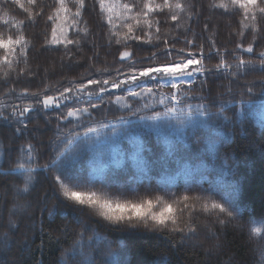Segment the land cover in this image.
Listing matches in <instances>:
<instances>
[{
    "label": "snow or ice",
    "instance_id": "1",
    "mask_svg": "<svg viewBox=\"0 0 264 264\" xmlns=\"http://www.w3.org/2000/svg\"><path fill=\"white\" fill-rule=\"evenodd\" d=\"M10 3L23 10L22 19L9 16ZM87 3L0 0L4 10L0 16V85L4 89L0 91V120L15 124L20 136L29 131V123L37 114H44L46 123L51 118L56 121L48 152L42 153L44 145L28 140L20 145L14 163L0 159V175L16 176L21 181L12 185L17 195L9 227L16 226L14 212L28 207L19 197L31 196L41 175L49 179L52 194L64 208L99 218L97 223L112 232L158 233L186 245L198 237L201 216L220 224L241 217L245 212L241 187L232 179L234 156L226 152L225 145L233 140L237 128L247 134L245 125L257 111L260 117L256 124L264 134V99L258 104L256 101L257 95L264 97V80L259 85L249 82L231 99L220 101L215 110L217 101L207 103L203 95L190 93L198 81L203 90L209 76L223 75L234 82L248 70L264 72V50L255 53L253 42L246 47L242 42L248 33L253 34L254 41L255 34L264 28V0H210L209 9L237 18L235 35L239 39L233 49L222 51L215 39L201 37L208 42L207 56L205 44L197 42L189 23L198 15L195 5L187 0H91L92 10L98 7L108 26L103 54L106 66L102 68L94 63L102 54L84 19ZM44 16L51 24L41 47L63 48L61 64L66 58L67 67L73 68L79 64L73 60L74 52L82 53L84 44H90L92 71L62 77L55 88L44 83L36 90L22 87L17 91L15 85L22 78L40 77L38 69L30 65L34 44L26 29ZM114 45L119 47L113 52ZM244 54L256 58L245 59ZM213 55L219 59L209 68L204 61ZM107 56H114L110 65ZM227 56L233 57L231 62ZM48 71L45 69V79ZM228 92L231 94L230 87ZM194 99L199 102L193 104ZM114 106L117 112L126 110L127 115L108 119L104 110L111 111ZM102 112V118L97 119ZM225 128L231 131L226 134ZM102 129L109 130L103 139ZM153 135L160 139L161 151L147 147ZM4 163L10 166L5 169ZM114 192L123 198H114ZM129 195L135 198H127ZM42 199L45 207L41 215L48 211L49 194L45 192ZM52 214L48 211L49 216ZM76 222L83 224L79 217ZM249 224L253 236H264V217L250 216ZM68 231L65 229L66 234ZM9 242L7 233L0 234V248ZM61 261L127 264V249L123 242L113 247V241L101 231L84 225L75 232L73 246L65 250ZM156 264H167L166 258Z\"/></svg>",
    "mask_w": 264,
    "mask_h": 264
},
{
    "label": "trees",
    "instance_id": "2",
    "mask_svg": "<svg viewBox=\"0 0 264 264\" xmlns=\"http://www.w3.org/2000/svg\"><path fill=\"white\" fill-rule=\"evenodd\" d=\"M42 2L51 4L52 0H42ZM187 2L195 5L194 11L198 15L194 16L189 23L196 34L197 42L205 44L206 56L208 42L207 39H201V37H212L216 41V46L220 47L222 51L224 48L231 50L235 47L239 39L235 35L238 27L236 17L223 14L222 10L219 9H209L210 0H187ZM7 11L9 16L21 19L24 17L23 10L11 3L8 5ZM3 12L4 10L0 9V16H3ZM84 19L88 21L96 43L101 46L102 56L94 61L95 67H105L103 54L105 52L108 26L104 23L102 15L99 14L98 7L94 11L92 10L91 0H88ZM50 24L51 22L46 21V16L37 17L36 21L29 24L26 29L29 39L34 44L30 52V65L34 69H38L40 77L29 78L32 82H29V79L22 78L15 85L17 91L22 87L36 90L38 87H42L44 83L51 84L55 88L57 81H60L62 77H78L92 71L88 60V57L93 54L90 44H84L82 53L74 52L73 60H79V64L73 68L67 67L69 61L66 58L62 66L61 57L65 56L63 48L60 50H44L41 47L45 33L50 30ZM206 24L207 29H205ZM261 24L264 25V21ZM0 31H3L2 20H0ZM255 35L256 38L253 41V34H246L242 42L245 47L248 42H253L254 52L259 53L264 50V28ZM116 47H119V45H114L113 52ZM144 54L147 55V53ZM244 55L245 59L256 58L248 54ZM226 58L229 62L233 59L231 56ZM106 59L110 65L114 56H107ZM218 59L217 56L213 55L211 59H205L204 63L207 67L212 68L218 62ZM53 64L55 65L54 71H52ZM45 69L49 70L46 79ZM0 79H2V74H0ZM261 80H264V72L258 68L248 70L246 75L241 76L234 82L226 76L213 75L208 77L203 90L199 81L193 84V91L190 94L194 97L203 95L207 103L217 101L213 109L215 110V107H219L220 101L231 99L243 91L245 85L249 82H255L259 85ZM229 87L231 88V94L228 92ZM2 90H4L3 86L0 85V91ZM255 91L259 93V86ZM262 99L264 97L257 95V104ZM191 102L195 104L199 100L194 99ZM104 111L108 112V119H113L115 115H127L126 110L117 112L115 106L111 111L107 109ZM228 115H232V112L229 111ZM102 116L103 112L97 119L102 118ZM259 117L260 113L257 111L245 125L247 134H241L239 128H237L233 140L225 145L226 152L230 156H234L232 179L240 184V199L243 202L242 206L245 207V212L238 219L220 224L211 217L201 216L197 221L198 237L186 245H181L175 240L170 241L167 237L158 233L112 232L97 223L99 218H89L87 214L81 215L73 212L71 208H64L57 196L52 194L53 189L49 179L41 175L36 178L38 183L32 195L27 197L21 195L19 197L21 202L29 205L33 216L29 217L28 213L22 212L21 215L13 218L16 221V226L12 229L9 227L10 209L14 203L12 185L13 183L20 184L21 181L16 176L4 177L0 175V234L7 233L10 237L9 244L0 248V264H62V254L65 250L72 248L75 232H79L84 225L101 231L109 240L113 241V247L123 242L127 249V264H156L162 257L166 258L167 264H264V260H260L258 255L260 252L261 257H264V236H253L250 233L249 224L250 216L257 219L264 217V134L261 133L256 124ZM94 126L98 127V125ZM15 128V124L0 120V144L3 145L4 153V156L0 159H10L13 163L19 155L20 145L28 140H31L33 144L44 145L40 151L42 153L48 152L47 145L50 140L55 138L56 121L51 118V122L46 123L45 115L40 113L29 123V131L23 136L18 135ZM222 130L226 134L231 131L230 128ZM78 131H83V129H78ZM108 131L102 129L100 137L105 138ZM124 146L127 147L126 144ZM147 147L152 151L162 150L160 139L155 135L149 137ZM3 166L7 169L10 165L4 163ZM45 192L49 194L46 207L48 211L53 213L52 216L48 215V211H44L41 215V211L45 207L42 199ZM140 194H144L143 189H141ZM157 194L162 195L163 193ZM113 197L123 198L119 196L118 192H114ZM127 198L132 199L135 197L129 195ZM77 217L83 221V224L76 222ZM32 222L35 224L33 227H31ZM206 227H208V231ZM65 229L69 230L67 234ZM257 249L259 250L258 253H256ZM10 255H12L11 262L8 261Z\"/></svg>",
    "mask_w": 264,
    "mask_h": 264
},
{
    "label": "rangeland",
    "instance_id": "3",
    "mask_svg": "<svg viewBox=\"0 0 264 264\" xmlns=\"http://www.w3.org/2000/svg\"><path fill=\"white\" fill-rule=\"evenodd\" d=\"M16 195H17V194H16L15 191H14V203H15V197H16ZM14 203H13V204H14ZM26 205H28V204H26ZM12 208H13V205H12V207H11V209H10V212L12 211ZM22 212H25V214L28 213L27 215H28L29 217H32V216H33V214L30 212V207H29V205H28V207H26V209L23 210V211H19V210L15 211L14 214H13V218L16 217V216L21 215ZM33 226H35L34 222L31 223V227H33ZM206 230L208 231V227H206ZM209 233H210V232H209ZM192 242H193V241H192ZM258 251H259V250L257 249V250H256V253H258ZM258 255H259L260 260L263 261V260H264V257H263V256L261 257V253H260V252L258 253ZM8 261H9V262L12 261V255L9 256Z\"/></svg>",
    "mask_w": 264,
    "mask_h": 264
}]
</instances>
